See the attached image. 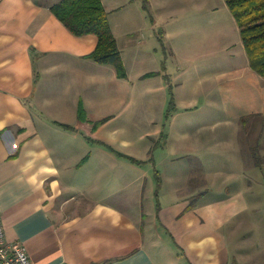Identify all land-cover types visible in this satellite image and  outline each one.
I'll return each mask as SVG.
<instances>
[{
    "label": "crops",
    "instance_id": "0c3cea01",
    "mask_svg": "<svg viewBox=\"0 0 264 264\" xmlns=\"http://www.w3.org/2000/svg\"><path fill=\"white\" fill-rule=\"evenodd\" d=\"M60 1L0 0V211L7 239L24 243L33 264H264L257 184L264 78L230 41L208 54L197 45L200 56L190 43L197 32L204 41L228 40L229 31L241 36L230 8L207 10L212 25L201 31L184 25L197 21L199 10L183 17L169 9L150 21L169 0H149L142 10L143 0H102L127 71L120 79L113 65L87 57L96 35L76 36L56 17L51 8ZM215 17L220 35L210 38ZM149 74L155 76L145 79ZM165 75L178 108L169 119ZM136 82H143V96H157L165 118L156 138H143L149 144L142 153L117 149L131 147L118 139L116 125L133 107ZM156 107L153 101L148 110ZM244 117H251L245 138L256 151L243 146ZM162 134L161 151L152 152L151 138ZM197 191L209 195L197 199ZM214 193L220 197L208 199Z\"/></svg>",
    "mask_w": 264,
    "mask_h": 264
},
{
    "label": "trees",
    "instance_id": "16d2710c",
    "mask_svg": "<svg viewBox=\"0 0 264 264\" xmlns=\"http://www.w3.org/2000/svg\"><path fill=\"white\" fill-rule=\"evenodd\" d=\"M228 7L234 14L241 30V37L250 59V65L264 78V0H226ZM147 9L149 0H143ZM51 10L56 17L76 36L93 34L98 37L96 49L87 57L99 64L113 65L120 79H127V71L122 60V53L109 20L102 0H61ZM155 74L144 78L154 77ZM167 82L169 76L165 75ZM166 118L172 117L178 110L173 87ZM80 118H85V110L79 108ZM249 119V118H248ZM247 117L242 118L244 128H248ZM104 122V121H103ZM101 123H97L94 129ZM165 136V135H164ZM135 162H137L135 160ZM159 185L161 179L156 171Z\"/></svg>",
    "mask_w": 264,
    "mask_h": 264
},
{
    "label": "rangeland",
    "instance_id": "374dc122",
    "mask_svg": "<svg viewBox=\"0 0 264 264\" xmlns=\"http://www.w3.org/2000/svg\"><path fill=\"white\" fill-rule=\"evenodd\" d=\"M141 6H139L138 8L140 10H142L144 8V4H140ZM142 7V9H141ZM164 7V6H162ZM166 8H162L160 9L158 12L157 11H152V13H150V15L148 16L149 20L152 21V18L154 17V14H163L164 16L168 15L171 12H167V10L172 9V12H178L181 13L183 15V17L186 16L187 13H195V10H199L196 17H197V21H194L193 23H187L185 22L184 25L185 26H189L191 28V30H203L206 31L208 29V25H212L211 19L207 18L204 16V14L206 13L207 10L210 9H222V10H226L228 9V5L226 0H169L167 1V5L165 6ZM194 10V11H192ZM192 11V12H191ZM148 15V14H147ZM215 25L213 27H210L209 30L207 31V34H210V38H215L216 36H219V27L220 26V21L221 19L219 17H215ZM213 19V20H214ZM218 27V28H217ZM210 29H214V31H210ZM229 36L230 38L227 39H219V41H211L212 39L207 40H203L200 38L199 33L197 32V34H191L193 37H191V41L190 43L195 45L196 51L198 52V56L201 55V50H199L197 48V45L200 48H204L205 49V53L208 54V51L210 53H212L214 50H216L218 45H223V46H228L227 42L230 41V45H236V47L234 48L236 50V54H240L239 51L241 49H243L244 51V55L247 57V53L245 51L244 48V44H243V40L240 36V32H239V37H237L236 33L234 31H229ZM202 58V57H200ZM167 60V58H166ZM165 65L167 67V63L165 61ZM146 79V78H145ZM172 84L174 85L173 82H167V87H168V95L171 98V89L170 86H172ZM175 87V85H174ZM143 82H136L135 84V94H134V100H131V102L133 103V107L122 111L121 115L119 116V120L117 122H119L121 125L117 124V126H122L119 129L118 132V139H125L127 140L131 147L130 148H126L124 147L121 143H118L117 145V149L122 150L124 152H134V153H142L143 151L146 150L147 145L149 144V138L144 140L143 138L146 136H154L156 138V133L158 131V128L160 126V122H162V125L164 124V117L162 114V111L160 112L159 108H158V98L157 96L154 97H145L143 96ZM174 94V91H173ZM168 96V97H169ZM153 101H156V110L151 112L148 110V107L150 104H152ZM170 102V99H169ZM169 108V105L167 107V110ZM167 113V111H166ZM116 114V113H113ZM111 114V115H113ZM250 119L251 117H247V119ZM108 118H104L102 119L99 123H101L104 125L105 123H103V121L107 120ZM109 119H113V117H110ZM248 119V120H249ZM116 120L113 121V123H117ZM156 123H157V127H156ZM101 126H99L98 128H100ZM97 128V129H98ZM244 129V128H243ZM247 129H244L242 132V135H244V138L247 137V134L245 132ZM155 138H151V141L154 142L153 143V149L152 152H154L156 150V152L161 151L159 149V145L161 144V142H165L166 136H164L163 134L161 135V137L158 140H154ZM246 139V138H245ZM244 139V143L243 146L245 148L247 147H254V150L256 151L257 146L255 145V143L252 142H248L247 139ZM90 142V141H89ZM93 142V141H92ZM261 147L263 146L264 143V135L261 139ZM251 144V145H250ZM99 145L104 146L106 148H108L111 151H114L113 148L107 146L104 143H100ZM162 145H160L161 147ZM256 146V147H255ZM250 153V152H249ZM247 160L249 159V155H247V153H245ZM253 155V154H252ZM255 155V154H254ZM257 157H251L248 162H255ZM253 159V160H252ZM261 162H264L263 159H260ZM156 172V171H155ZM153 178L155 180V185L157 187L156 193L159 194V189H161V185H159L158 182V178L156 173H153ZM258 175H259V182H257L258 185H261L263 187V193L262 195H264V170L262 171L259 167H258ZM166 179H169V177H166ZM242 179H245V181H248L249 179H252L251 177H248L246 175H244L242 177ZM189 191L184 190L181 193V196L187 194ZM194 194V193H193ZM197 194V195H196ZM218 194V195H215ZM223 194V193H222ZM196 198H207V196L209 194L204 195V193H200L199 191H197V193H195ZM157 198H159V195H157ZM195 197V196H194ZM215 197H220L219 193H214L212 194L208 199H212ZM262 211L264 212V208L262 209Z\"/></svg>",
    "mask_w": 264,
    "mask_h": 264
},
{
    "label": "built area",
    "instance_id": "2783aa9c",
    "mask_svg": "<svg viewBox=\"0 0 264 264\" xmlns=\"http://www.w3.org/2000/svg\"><path fill=\"white\" fill-rule=\"evenodd\" d=\"M0 264H33L27 247L19 241H9L0 211Z\"/></svg>",
    "mask_w": 264,
    "mask_h": 264
}]
</instances>
